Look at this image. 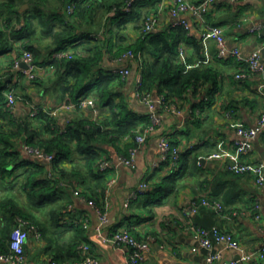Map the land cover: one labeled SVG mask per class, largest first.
<instances>
[{"label": "crops", "instance_id": "obj_1", "mask_svg": "<svg viewBox=\"0 0 264 264\" xmlns=\"http://www.w3.org/2000/svg\"><path fill=\"white\" fill-rule=\"evenodd\" d=\"M18 1L0 0V30L10 35L11 27L19 30L23 25L15 23L18 16L21 20L31 17L36 31L32 43L42 47L45 54L44 51L52 40L44 34V28L50 25L52 14L61 7L60 3L57 0H26L27 2L23 4ZM187 1L198 3L202 0ZM156 2L139 0L137 8L143 15L153 14L158 8L154 18L157 30L161 31L171 25L173 20L169 16L168 2L164 0ZM6 3L14 5V8L8 10L4 6ZM37 5L40 6L42 13L34 9ZM17 8H20L19 15L15 12ZM43 16L50 17L49 23L42 22ZM8 18L12 21L9 29L6 27ZM186 20L190 26V34L195 37L200 49L199 54L205 60H198V53L193 45L186 44L182 45L184 53L181 54V58L184 59L183 54L193 55L197 61L195 67L207 66L214 70L217 75L216 85L214 87L212 82H209L195 93L190 91L183 101L176 105L175 111L157 105L161 123L156 131L149 134L146 143L139 149L135 170L127 168L120 160L126 154L127 147L124 145L130 142L126 138L118 142V148L111 143L97 144L100 153V159L95 167L97 177L88 173L83 157L75 151L72 154L73 160L71 158L73 162L66 160L61 164V169L65 170L63 171L65 177H62L60 169L55 170L52 163L32 157L26 152V144L12 140L16 142L18 161L42 164L49 178L57 182L60 198L56 207L60 208L59 211L62 213L59 226L55 229H51L47 216L39 218L48 228V233L47 235L41 233L40 239L30 234L24 247L25 261L21 264H51L59 251L68 254V251H65L66 242L75 236V226L81 227L86 236L78 248L76 247V253L78 252L80 258L57 261L59 264H78L87 256L96 259L99 264H126L130 253L128 247L104 244L96 237L95 230L100 221L95 209L88 205L89 200L100 201L101 209L107 214L108 220L103 227L104 235L117 230L132 229L147 243L143 260L139 264H206L210 254L217 252H220L224 259L239 258L237 251L228 249L223 244L214 245L212 251L199 247L195 238V230L199 228L218 227L224 232L231 233L246 251L264 247V183L257 185L252 175H238L228 170V165L235 161L256 162L262 164L264 169V126L262 132L250 141L252 147L247 154H238L235 146L236 141L244 139L239 131L254 129L264 115V76L258 75L242 81L235 78L240 67L247 66L245 60L256 50L261 51L264 64V0L221 1L210 8L203 20L193 18L191 15ZM102 22L97 27L100 32L98 37H93L94 40L100 38L101 43L108 48L113 47L114 50L120 46L121 37L128 40L127 44L134 43L138 33L134 30L133 23L128 25L127 30H118L112 24H108L107 19L104 22L105 26ZM207 25L222 27L227 50L231 53L238 49L243 60L240 61L232 55L219 58L215 39L204 35ZM54 28L56 30L61 28L59 21ZM110 29L113 30L109 32ZM86 48L87 45L77 47L75 50L80 55H86ZM0 54V73L3 74L2 72H7L6 68L15 54ZM38 66L41 68L37 77L42 82L40 90L26 77L19 79L16 76L11 83L6 82L7 88L3 91L6 102L1 101L0 109H9L6 97L9 92H13L17 97L15 108L9 109L12 116L17 119L29 118L31 107L35 104L51 115L64 103L73 102L70 95L63 93L61 89L67 85L59 81L52 68L49 65ZM121 67H127L130 73L127 78H121L124 84L120 91H123L132 109L147 114V107L135 96L137 82L141 77V67L137 63H119L111 53H105L103 62L94 71L92 79H95L100 71L114 73ZM3 79L9 81V77L4 76ZM21 87L26 89L31 101L20 99L19 96L23 93ZM113 87L118 88V82L113 84ZM211 89L214 90L210 91ZM150 97L157 103L161 99L157 91L150 92ZM51 116L58 119L61 128L66 127L70 121L82 117L93 121H103L108 117L107 111L96 104L94 107L63 109ZM0 124L2 125L1 122ZM31 124L40 132L41 138L49 137L42 122L32 119ZM161 136H166L169 141H176L183 153L196 148L191 161L197 160L198 165L196 168L193 162L190 163V169L182 178L175 193L167 198L163 205L154 207L151 216L148 209L144 208V200L142 201L141 197L131 203L128 199L142 180H147L149 186L160 183L163 172L157 171V168L164 162L159 150ZM101 162L109 164L104 173L99 171ZM18 171L22 174L24 169ZM77 172L79 173L76 175ZM111 180H115V184L106 195L105 191ZM23 181L25 179L22 176L18 180L0 176V198L2 187H17V196L24 201L21 188ZM203 201L210 204L204 205ZM216 204L221 205L222 210H218ZM5 225L6 222L0 215V241L4 238L2 231ZM7 242L10 247L11 237ZM84 244L89 247L86 252L81 250ZM193 248H197L196 252L192 251ZM213 264L220 263L216 261Z\"/></svg>", "mask_w": 264, "mask_h": 264}, {"label": "trees", "instance_id": "obj_2", "mask_svg": "<svg viewBox=\"0 0 264 264\" xmlns=\"http://www.w3.org/2000/svg\"><path fill=\"white\" fill-rule=\"evenodd\" d=\"M57 1L61 7L54 11L55 14H52L50 25L44 28V34L52 40L49 48L45 49V54L42 47L32 43L36 31L31 17H25L21 20L18 16L15 23H23L19 30L14 26L11 27L12 21L8 18L6 27L12 28L10 35L0 30V53L15 54V57L9 62L8 68H6L7 72L0 73L3 77H9V81L3 79L0 82V107L2 106L1 101L6 102L3 95V91L7 88H5L6 84L11 83L16 76L19 79L25 78L24 74L14 70V62L22 55L23 51L28 50L33 54L35 64L49 65L53 72L58 75L59 81L63 85H67L66 87L62 86L61 89L63 93L70 95L73 102L79 103L84 99H93L97 106L107 111L108 117L103 121H93L82 117L70 121L66 127L61 128L58 119L49 115L37 104L31 107V111L34 107L38 109L37 114L35 116L30 115L29 118L25 119L15 118L9 109H0V122L3 125L0 124V176L13 178V180H18L22 176L25 179L21 185L24 201L20 196H17V187H2L0 215L6 222L2 231L4 238L0 241V253L2 254L9 253L10 247L7 241L10 240L15 228L22 223L36 226L42 234L47 235L48 228L40 222L39 218L47 216L51 229H55L59 226V218L62 214L59 211L60 208L56 207L60 198L57 182L49 178L42 164L18 161L19 154L13 139L21 141L26 146L39 148L48 154H53L52 166L55 170L60 169L59 172L62 177H65L63 172L65 170L61 169V164L66 160H71L75 151L83 157L85 166L89 170L88 173L97 177L95 167L100 159L97 144L111 143L118 148L120 140L129 138L131 143L124 145L127 147L125 151V156H127L129 149L136 146L134 139L137 130L141 129L142 131L151 124L148 113L142 114L135 111L126 101L125 94L120 91L124 83L118 74L100 71L97 77L92 79L94 71L103 62L105 53H111L116 59L128 51L133 52L136 56L139 55L138 65L141 67L142 79L140 91L147 94L157 91L165 98L166 103H173L178 106V103L183 101L190 91L195 93L209 82H212L214 87L216 85L217 75L214 70L207 66L195 67L197 61L193 55L184 54V59L181 58L180 49L183 44H186L193 45L192 47L198 53V60H205L199 54L200 49L196 44L195 37L190 34L189 30L184 27L169 25L161 31H144L145 22L149 18H154L158 8L154 10L155 13L153 14L146 13L143 15V12L137 8V5L140 4L139 0L134 1L129 6V11H125V7L131 0ZM156 1L158 3L160 0ZM18 2L23 4L27 1L19 0ZM4 6L7 9L14 8V5L7 3ZM70 6H74V11L68 14L67 8ZM34 9L38 13H42L40 6L37 5ZM19 11L20 8H17L15 11L17 15H19ZM110 14L114 15L111 16ZM49 18L43 16L42 22L49 23ZM106 19L108 24H112L118 30H127L128 25L133 23V28L138 33L134 43L127 44L128 40L121 37L120 46L114 50L113 47L108 48L104 43H101L100 38L94 40L93 37H98L100 32L97 27L101 25L102 20L106 21ZM57 21L61 24L59 30L54 28ZM104 22L102 23L104 24ZM111 30L113 29H110L109 32ZM85 45L88 46L85 50L86 55L78 54L75 49ZM60 52H67L69 57L55 58L54 55ZM241 68L246 67L243 65L240 70ZM117 82L119 87H113V84ZM32 84L39 90L42 87L40 78L33 80ZM21 88L23 93L22 96H19L20 99L31 101L26 89ZM212 90L214 89L210 91ZM14 96L17 100L16 95ZM158 113L160 114V112ZM30 118L42 122L49 137L41 138L40 132L32 127V119ZM170 143L179 148L176 141L170 140ZM195 150L196 148H192L185 153L182 152L178 165L174 168H170L169 161H164L159 165L157 171L163 172L160 183L152 184L148 191L141 196L142 201L144 200L143 206L148 209L151 216L154 207L163 205L166 199L175 193L182 178L189 171L190 163L193 162L194 167L197 168V160L191 161V156ZM22 168L24 171L19 174L18 170ZM101 196L103 197V195ZM99 202L94 201L96 206L102 208ZM128 231L137 240L143 241L132 229H128ZM74 232L75 236L66 242L67 249L65 251H68V254L59 251L58 255L54 256V260L60 262L80 258L78 252L76 253V247L82 240L86 239V236L81 227L75 226Z\"/></svg>", "mask_w": 264, "mask_h": 264}, {"label": "built area", "instance_id": "obj_3", "mask_svg": "<svg viewBox=\"0 0 264 264\" xmlns=\"http://www.w3.org/2000/svg\"><path fill=\"white\" fill-rule=\"evenodd\" d=\"M136 0H131L127 7H125V11H129V6ZM169 4V16L172 18V26L175 27H184L185 29L190 31L189 23L186 18L188 16H192L193 18H199L203 20L204 15H206L210 8L221 1H246V0H202L198 3H189L187 0H164ZM74 11V6H70L67 8L68 13H72ZM206 37H212L215 39L218 51L217 55L219 58H226L228 55H232L237 57L238 60L242 61V57L240 51L238 49H234L231 53L226 48V40L225 34L222 27L207 25L205 27ZM156 20L155 18H149L145 22V32L156 31ZM254 31V29L252 30ZM181 54L184 53L182 48ZM184 55V54H183ZM55 58H63L69 57L67 52H60L54 55ZM140 60L139 55L136 56L133 52L128 51L123 54L117 62H131L133 64L137 63ZM246 68L241 69L236 74L235 78L237 80H245L247 78L255 77V76H264V64L261 59V51H254L246 60ZM25 63L28 65V69L22 68L21 64ZM14 70L18 72H22L27 80L33 81L41 72V68L35 64L33 54L25 50L22 55L15 60L14 62ZM114 73L118 74L122 79L127 78L130 73V70L127 67H121L116 69ZM3 76L0 74V82L3 80ZM142 85V79L137 82V90L135 92V96L141 103H143L148 109V115L150 117L151 124L147 126L145 129L141 131L138 129L136 132V137L134 139L135 147L130 148L128 155L122 157L121 163L131 170H135L137 168L136 164V155L139 149L146 143L147 138L150 133L156 131V128L160 125L161 119L157 110V105L163 108H170L175 111L176 105L173 103H166L165 98L161 96V99L157 102L153 101L150 97V94L144 93L140 91V87ZM7 104L10 110H13L17 104L16 98L12 92L7 93ZM95 101L93 99H84L79 103L68 101L64 103L61 107L58 108L57 111L63 109H79L86 107H94ZM37 108L34 107L32 109V116L37 114ZM51 113V115L55 114ZM264 126V115L262 119L259 121L258 125L254 129H242L239 131L240 136L244 139L235 142L236 150L238 154H247L252 145L251 140L256 138L259 133L262 132ZM129 141V138H126ZM159 150L162 156V160L170 162V168H174L178 165L180 157L182 155V151L180 148L173 146L169 139L166 136H161L159 138ZM26 152L34 158H38L41 161H46L52 163L54 161V155L48 154L44 150L35 147L26 146ZM109 164L108 162H101L99 165V171L104 173ZM228 170L234 174H250L253 176L255 183L257 185H262L264 183V172L263 165L258 164L256 162H247V161H235L231 162L228 165ZM115 184V180H111L108 187L106 188L105 194H109L111 187ZM149 183L147 180H142L138 186V188L131 193L128 201L131 203L139 197L143 196L145 192L149 188ZM204 205H209L208 201H203ZM88 205L95 209L97 212V216L99 218V226L96 228V237L104 244H112L116 247H128L130 250L127 263L126 264H139L143 260L144 252L147 249V243L144 241L137 240L128 230H117L111 234H103V227L107 223V214L101 208L97 207L93 200L88 201ZM218 210H222V206L216 204L215 205ZM258 206H256L257 208ZM30 234L36 236L37 239L42 237L40 230L33 225H29V223H22V225L15 228L11 235L10 242V251L7 254L0 253V262H5L7 264H21L25 261V252L24 247L28 241ZM195 238L199 243V247L202 249H207L212 251L214 245L223 244L226 248L237 251L239 253V258L236 259H224L220 252L210 254V256L206 260V264H213L218 261L220 264H258L264 263V247L261 249H257L254 251H246L240 244V242L231 234L222 231L218 227L212 228H199L195 230ZM88 245H82L81 250L88 251ZM197 248H193L192 251L196 252ZM86 256V255H85ZM84 260L78 264H99V262L92 257H84ZM51 264H59L57 261H52Z\"/></svg>", "mask_w": 264, "mask_h": 264}, {"label": "water", "instance_id": "obj_4", "mask_svg": "<svg viewBox=\"0 0 264 264\" xmlns=\"http://www.w3.org/2000/svg\"><path fill=\"white\" fill-rule=\"evenodd\" d=\"M21 66H22V68H24V69H28V65H26L25 63H22Z\"/></svg>", "mask_w": 264, "mask_h": 264}]
</instances>
